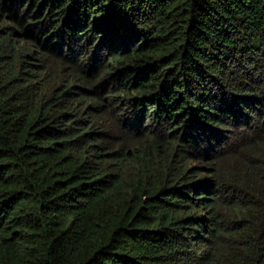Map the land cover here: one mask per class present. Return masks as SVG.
I'll use <instances>...</instances> for the list:
<instances>
[{
	"label": "trees",
	"instance_id": "16d2710c",
	"mask_svg": "<svg viewBox=\"0 0 264 264\" xmlns=\"http://www.w3.org/2000/svg\"><path fill=\"white\" fill-rule=\"evenodd\" d=\"M0 264H264V0H0Z\"/></svg>",
	"mask_w": 264,
	"mask_h": 264
}]
</instances>
